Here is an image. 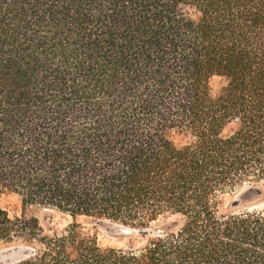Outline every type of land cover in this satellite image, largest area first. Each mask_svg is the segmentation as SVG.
Here are the masks:
<instances>
[{
    "label": "trees",
    "instance_id": "1",
    "mask_svg": "<svg viewBox=\"0 0 264 264\" xmlns=\"http://www.w3.org/2000/svg\"><path fill=\"white\" fill-rule=\"evenodd\" d=\"M246 185L264 186V0H0V197L23 207L0 205V244L31 250L9 264H264V205L224 199ZM32 207L73 221L49 232ZM79 216L156 230L102 246Z\"/></svg>",
    "mask_w": 264,
    "mask_h": 264
},
{
    "label": "rangeland",
    "instance_id": "2",
    "mask_svg": "<svg viewBox=\"0 0 264 264\" xmlns=\"http://www.w3.org/2000/svg\"><path fill=\"white\" fill-rule=\"evenodd\" d=\"M225 80L223 77L214 76L211 78L212 92L217 93L221 86L224 84ZM237 123L232 122L228 124L223 130V135H229L233 133ZM175 141L178 144L185 143L190 137L186 134L174 133L173 135ZM249 185L244 187L236 188L235 191L226 193L224 195L225 202L229 206V202L238 196V194L244 190ZM264 189V186L261 185ZM254 202H261L264 205V196L258 199H255L249 204ZM0 205L7 209L11 216L21 215L23 213V207L21 202V196L17 193H5L0 197ZM246 206V205H245ZM230 207V206H229ZM244 207V206H242ZM241 208V207H240ZM26 213L29 215H37L40 218V221L43 227L49 232H62L66 227L73 221V218L63 212H60L56 209H37L29 208L26 210ZM77 221L81 224L82 230L90 235H93L97 238V241L102 246H117L124 247L128 245H143L145 241L140 239V237L134 234H123L120 230V226L113 224L112 221L103 220L97 222L94 218L79 216ZM128 231H131L128 229ZM131 236H135L138 239H131ZM12 246V245H10ZM9 246H4L0 244V253Z\"/></svg>",
    "mask_w": 264,
    "mask_h": 264
},
{
    "label": "water",
    "instance_id": "3",
    "mask_svg": "<svg viewBox=\"0 0 264 264\" xmlns=\"http://www.w3.org/2000/svg\"><path fill=\"white\" fill-rule=\"evenodd\" d=\"M264 196V189L261 186H249L242 190L237 197L233 198L229 202L231 208H240L242 206L248 205L255 199L261 198ZM113 224L119 225L120 230L123 234H134L138 237L150 236L155 232V227L146 226L140 228H129L118 223L112 222ZM129 229L131 231H125ZM30 248L26 245H12L4 249L0 253V264H9L20 258L26 256L30 253Z\"/></svg>",
    "mask_w": 264,
    "mask_h": 264
},
{
    "label": "bare ground",
    "instance_id": "4",
    "mask_svg": "<svg viewBox=\"0 0 264 264\" xmlns=\"http://www.w3.org/2000/svg\"><path fill=\"white\" fill-rule=\"evenodd\" d=\"M125 231H128L127 229H125Z\"/></svg>",
    "mask_w": 264,
    "mask_h": 264
}]
</instances>
